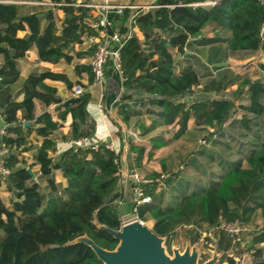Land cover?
<instances>
[{
	"label": "trees",
	"instance_id": "obj_1",
	"mask_svg": "<svg viewBox=\"0 0 264 264\" xmlns=\"http://www.w3.org/2000/svg\"><path fill=\"white\" fill-rule=\"evenodd\" d=\"M21 1L40 0H0V115L6 123L1 142L7 149L3 163L10 169L4 180L0 176V189L5 183L13 196L10 205L0 196V264H103L78 238L86 236L106 250L118 245L102 227L118 230L122 226L118 204L122 197L121 152L108 149L101 141L97 150L68 146L57 158L52 157L61 122L53 120L49 112L36 114V101L44 106L55 103L62 121L72 112L70 130L62 136L66 140L93 138L94 122L87 111L90 93L60 98L57 89L45 80L63 81L70 90L74 82L63 72L49 70L29 73L14 88L20 77L19 61L31 49L36 50L39 60L52 63L88 59L75 63L73 69L79 78L82 73L87 75L88 85L93 83L89 59L96 44H90L86 51L75 46L98 33L85 23L92 18L89 8L76 6L77 0H59L46 9L33 6L28 13L20 12ZM58 10L63 13L60 27ZM132 13L126 8L116 18L118 27L112 24V29L124 33ZM131 26L143 37L133 35L120 49L126 92L115 106L122 120L127 123L140 114L135 108L143 106L152 122L140 125L141 138L158 126L175 123L172 138L161 134L148 138L150 148L156 150L180 137L193 118L202 141L190 163L200 172L204 166L199 157L223 163L217 146L238 155L205 185L190 188L186 181L169 176V190H157L155 184L144 186L151 201L137 206V218L151 221L152 231L166 239L185 227H190L192 243L200 233L212 232L217 251H222L217 264H239L229 254L235 253L239 242L232 245L231 238L217 226L221 220L249 225L259 216L261 226L251 232L247 250L251 264H264V248L259 246L264 243V83L246 79L231 94L226 92L238 78L228 67L229 54L264 48V2L156 0L153 7L136 10ZM206 27L211 36L203 33ZM19 31L28 34L22 37ZM225 31L228 36L220 34ZM177 48L187 51L183 54L187 62L178 71ZM187 93L193 94L192 98L181 100ZM244 98L249 103L237 105ZM236 106L248 114L235 118ZM25 122L32 124L25 126ZM33 132L39 144L28 141ZM128 144L139 163L145 142L136 143L130 137ZM29 150L32 160L28 163L22 153ZM34 165L40 172L35 178L27 171ZM56 169L66 180L59 192L53 178ZM41 180L46 181L47 193L40 188Z\"/></svg>",
	"mask_w": 264,
	"mask_h": 264
},
{
	"label": "crops",
	"instance_id": "obj_2",
	"mask_svg": "<svg viewBox=\"0 0 264 264\" xmlns=\"http://www.w3.org/2000/svg\"><path fill=\"white\" fill-rule=\"evenodd\" d=\"M59 0H40V1H21L18 4L20 5V12L28 13L31 11V8L34 6L37 9L43 8H51L53 7ZM79 0H77L78 2ZM99 3H105L109 6H117V5H127L130 6L129 10L134 12L137 8L142 9H149L154 6L156 0H92ZM110 7L108 11V18L112 21L113 26L116 25V18L118 15L114 12ZM57 15L59 17V21L57 22L58 27L61 25V18L63 13L61 10L57 11ZM118 27V26H115ZM112 29V28H111ZM115 30H118L115 28ZM209 27H206L203 30V33L206 36H211L212 32ZM114 31V29H112ZM109 32V30H108ZM28 31H19L18 35L25 37L27 36ZM222 36H228L229 32H221ZM101 36L100 34L94 36L96 39L88 40L87 37L84 39V42L80 45H76L77 50L86 51L90 44L97 43L96 41ZM137 36L142 38V34L138 31ZM186 50V49H185ZM176 51V50H175ZM177 52V51H176ZM178 53V52H177ZM186 54V53H185ZM192 54V53H191ZM176 59L178 61V66L176 71L180 69V67L185 64L187 61L183 58V54H177ZM88 59H74L71 64L66 63L63 60H60L56 63L43 61L38 59V55L35 49H31L26 52V55L23 59L19 61L20 67V77L19 80L14 84V88H18L21 82L25 79V77L31 72H42L45 70L53 71V72H63L68 75L69 79L74 82V85L78 83L79 80L83 85L87 86V75L85 73L81 74V78L77 77L74 73V65L75 63H83ZM229 69L237 75V80L233 83L230 87L226 89L228 94H231L233 91L237 89L239 83L246 79H250L251 81L261 80L264 81V48L255 52V53H245V52H231L227 59ZM45 83L55 87L57 89V94L60 98L66 99L71 97V90L66 87V84L60 80H52L46 79ZM85 91L90 93V98L87 104V111L89 114V119L94 122V136L93 139L101 142H108L113 145L116 152L120 151V177H121V184H122V197L118 201L120 211L126 212L128 210L130 214L133 215V203H132V180L128 175L131 169H136L135 165V153L130 152L129 150V131H133L136 133L140 132V125L149 126L152 122V116L146 114L144 112L143 106H138L135 109L139 110L138 115H135L129 119L126 123L122 120V117L117 112V108L115 106L116 101L119 97L126 92L125 88L123 87V78L122 73L114 68L111 61H109L105 67L104 78L101 83H91L87 86ZM193 94L187 93L180 96L181 100L191 99ZM22 95L18 97L21 99ZM249 101L244 98L237 103L247 105ZM56 104L52 103L49 106H44L41 102L36 101V114H41L44 112H49L53 118V120L61 122V127L56 132L57 139H56V149L54 152L51 153L52 157L57 158L58 155L65 150L68 145V140L63 138L62 136H66L70 130V124L73 120L72 112H69L65 119L62 121L58 118L57 110L55 109ZM157 110V108H155ZM20 114V113H19ZM243 114H248L242 108L236 106V112H234L235 118H240ZM30 123V122H29ZM30 123L29 125H31ZM27 125V126H29ZM6 127V123L4 122L3 118L0 115V149H1V131L4 130ZM165 127H172L173 130L170 132H161V135L165 138H172L173 133L177 129V125L171 124L166 126H158L153 131L148 133L147 135H143L142 141L145 142V151L143 157L139 160L140 169L141 171L151 172V170L155 171L156 173L159 172V160L161 158L160 154L163 153L162 151L172 144L174 140L185 136V138H189L190 141H194L195 147L192 148L193 150L189 154L188 158L185 161V164L182 165V170L185 168L187 169L188 173L185 175L178 174L175 176L177 179H182L190 184V188L194 185H205L210 179L216 178L219 174H222V170L224 168H228L230 162L235 160L238 155L235 154L234 151L231 150H224L222 147H215L221 154V158L223 156V163L222 160L220 163H209L203 158H198L199 162L203 164L204 169L203 172L198 171L193 165H191L190 160L193 152L199 147L201 144L202 138L200 132L196 129L193 118L189 119L188 121V128L187 130L178 138H173L172 141L164 145L156 150L152 158L148 157V152L150 151V145L148 143V138L153 135H158L159 133H154L157 129H165ZM28 141L32 142L33 144H39V138L33 132L29 135ZM7 150V149H6ZM22 155L26 158L27 162H31L32 160V150L23 152ZM34 175L37 177L39 175V166L34 165L32 167ZM181 170V171H182ZM180 171V172H181ZM149 175V174H147ZM55 182L58 187V192L63 190L64 186L66 185V180L63 177L60 170L56 169L54 171ZM175 180V179H174ZM172 182V181H171ZM174 183V181H173ZM40 188L44 193L48 192L46 187V181L41 180L39 182ZM170 189V185H168ZM166 189V190H167ZM169 193V192H168ZM0 196L2 200L7 204L10 205V201L12 199V193L7 189L5 183H3L0 189ZM127 216L126 214L121 216V221L123 223L124 217ZM127 223V221H126ZM253 223H262L261 218L258 216L254 220ZM152 225V222H151ZM250 225H247L250 228ZM252 227V226H251ZM250 229H254L253 227ZM204 234V233H203ZM210 234V233H209ZM264 243L259 244V246L263 247ZM243 256V255H242ZM239 259V257H236ZM250 262L252 263L251 256H249ZM240 260V259H239Z\"/></svg>",
	"mask_w": 264,
	"mask_h": 264
},
{
	"label": "built area",
	"instance_id": "obj_3",
	"mask_svg": "<svg viewBox=\"0 0 264 264\" xmlns=\"http://www.w3.org/2000/svg\"><path fill=\"white\" fill-rule=\"evenodd\" d=\"M264 2V0H262ZM76 6L89 8L92 15L91 19H86L85 23L95 31H97L100 39L96 42L95 50L89 59L90 70L93 74V79L95 83H101L104 78L105 67L109 61L113 64L114 68L121 72V55L120 49L126 40L131 38L133 35H137L138 29L135 26H131V22L136 14L137 8L129 17L127 23V30L124 33L113 31L112 34L108 32L109 28H112V21L108 18V11L110 7L119 16L123 11L130 6L127 5H117L109 6L105 3H99L92 0H79L75 4ZM142 9V8H141ZM88 40L96 39L94 36H87ZM264 83V81H263ZM85 91L84 87L80 84L73 85L71 89V97H77ZM4 130L1 134L4 135ZM129 137H131L133 142H141L142 138L139 133L129 131ZM99 141L88 138L81 137L77 139L68 140V145L75 148H90L97 150L99 147ZM106 147L110 150L116 152L115 148L111 143L106 142ZM6 154V147L4 143L1 142L0 149V176L4 180L10 173V169L4 166L3 156ZM132 180L131 192H132V203H133V215L136 216V208L138 205L147 203L151 201V196L146 194L144 191V186L155 184L157 190L167 189V180L169 178L168 174L159 173L158 176H150L141 174L140 171L136 169H131L128 173ZM138 219V218H137ZM138 221H141L138 219ZM143 222V221H141ZM123 225V224H122ZM219 230L229 236L232 240V245H235L240 240V236L245 229H249L247 225H242L239 221H226L221 220L217 226ZM204 234H209L203 232Z\"/></svg>",
	"mask_w": 264,
	"mask_h": 264
},
{
	"label": "water",
	"instance_id": "obj_4",
	"mask_svg": "<svg viewBox=\"0 0 264 264\" xmlns=\"http://www.w3.org/2000/svg\"><path fill=\"white\" fill-rule=\"evenodd\" d=\"M112 34V29L109 28ZM261 37L264 40V28L261 31ZM167 46H170L167 43ZM179 54L187 53L182 48H177ZM25 122L24 125H29ZM28 173L35 178L32 167H27ZM54 177V175H53ZM110 232L118 240V245L114 250H106L86 236L78 238V241L87 244L94 251L97 258L103 264H197L198 252L195 247H186L182 253L178 249L173 250L170 257L166 254L163 237L156 235L151 227L141 221H132L123 224L120 229L113 230L102 227ZM218 260L217 255L206 260L202 264H215Z\"/></svg>",
	"mask_w": 264,
	"mask_h": 264
},
{
	"label": "rangeland",
	"instance_id": "obj_5",
	"mask_svg": "<svg viewBox=\"0 0 264 264\" xmlns=\"http://www.w3.org/2000/svg\"><path fill=\"white\" fill-rule=\"evenodd\" d=\"M170 132L172 129V127H165V129L161 128V129H157L154 133H159L161 134V132ZM195 147L194 141H190L189 138H185V136H182L180 138H178L177 140H174L172 142L171 145H169L168 147H166L160 154L161 158L159 160V172L157 173H165L168 174L169 176H171L173 179H175V177L173 176H178V174H182L185 175L188 173L187 169L185 168L184 170H182V165L185 164L186 159L188 158L189 154L191 153V151L193 150L192 148ZM157 150V149H156ZM156 150H152L150 149V151L148 152V157L152 158V156L154 155V153L156 152ZM136 163V169H140L139 163ZM182 170V171H181ZM141 174L147 175L149 174L150 176H155V171L151 170V172H147V171H141ZM181 171V172H180ZM167 188L168 185H167ZM127 215L124 217L123 223L126 221L128 222H132L138 219L130 214V212L128 210H126V212L120 211V215ZM145 225L151 227V221H145L143 222ZM254 229L259 228L261 226L260 223H252L250 225V228L252 227ZM248 227V226H247ZM249 228V227H248ZM245 229L241 236H240V240H239V246L238 248H236L235 253H229L230 256H235L238 257V252H241V255L239 256V259L236 258L237 261H239V264H251L249 256H250V251L247 250V248L250 246V237H251V232L254 229ZM189 229L190 227H185L183 229H180L177 234L172 238L169 237L168 239L164 238V242H163V246L165 249V252L167 255H169L170 257H172L173 255V250L174 249H178L180 253H182L184 251V249L186 247H190V249L192 247H195L197 252H198V263L197 264H202L203 262H205L206 260L211 259L214 255H217V258H219L222 254V251H217L216 249V235H214L212 232L210 234H203L200 233V237L199 239L192 243L191 242V237L189 234ZM264 248V245H263ZM243 255V256H242ZM217 264V261L216 263Z\"/></svg>",
	"mask_w": 264,
	"mask_h": 264
}]
</instances>
